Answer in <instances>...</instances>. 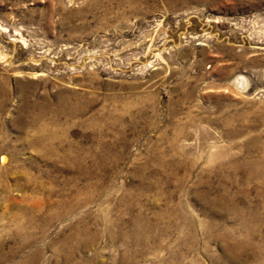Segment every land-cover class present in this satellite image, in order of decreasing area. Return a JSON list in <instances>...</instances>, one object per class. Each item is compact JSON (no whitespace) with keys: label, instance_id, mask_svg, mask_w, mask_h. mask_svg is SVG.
Returning a JSON list of instances; mask_svg holds the SVG:
<instances>
[{"label":"rangeland","instance_id":"374dc122","mask_svg":"<svg viewBox=\"0 0 264 264\" xmlns=\"http://www.w3.org/2000/svg\"><path fill=\"white\" fill-rule=\"evenodd\" d=\"M62 200L39 239L132 204L142 263L264 264V0H0V264Z\"/></svg>","mask_w":264,"mask_h":264},{"label":"bare ground","instance_id":"6f19581e","mask_svg":"<svg viewBox=\"0 0 264 264\" xmlns=\"http://www.w3.org/2000/svg\"><path fill=\"white\" fill-rule=\"evenodd\" d=\"M2 159L4 161L5 157L3 156ZM76 203L77 202H66L62 200L54 211V216L46 218L41 224L38 223V219L35 217V214L27 208H23L19 212H16L12 217V221L15 224V230L13 233L9 231L12 239L14 240V245L10 247L7 253H3L4 260H8L9 257L14 258L22 254L19 262L15 264H40L41 259L44 258L43 248L47 245H49V248L53 251L56 264H145L142 263V261L151 258L149 256L152 252L151 249L156 248L151 246V240L155 238V235L153 234L154 225L150 220H148L149 217L147 218L145 213L141 210V207L138 212L135 213V209L138 207L132 204L125 205L123 215L119 214L114 218L108 215L106 217H102L101 219H97L96 223H100V225L103 224V226H101L102 228L94 227L89 220L83 218L77 221V223L71 221L69 224L70 226L68 228L66 227L67 230L63 232L62 237L60 236L61 238L58 241H55V238L54 241H45L44 238L43 240L39 239V232L46 233L49 226H51L55 220L64 218L66 215L76 210L78 207ZM110 210L111 209L109 208V211ZM126 215H129L130 217H127ZM166 216L167 214H160L162 219ZM22 218L24 219L23 221H21ZM37 224L38 231L35 228V225ZM191 231H189L188 234H190ZM103 233H105L109 238L107 239L111 241L113 249L119 246L120 255L118 258L117 256H112L110 259H105L104 251L96 249L97 246L94 248L95 244L100 241H98V239L102 237H100V235ZM154 240H157V238ZM39 242H41V245H39ZM4 243V241H1L0 250L3 249V246H5ZM97 245H99V243ZM160 245L161 247H164L165 244L160 243ZM114 246L116 247L114 248ZM91 250L92 252H90ZM150 264L185 263H183L180 258L174 254L168 258L167 256H159Z\"/></svg>","mask_w":264,"mask_h":264}]
</instances>
